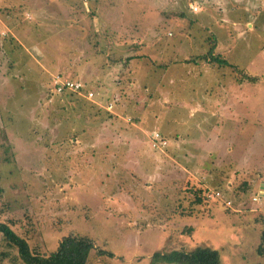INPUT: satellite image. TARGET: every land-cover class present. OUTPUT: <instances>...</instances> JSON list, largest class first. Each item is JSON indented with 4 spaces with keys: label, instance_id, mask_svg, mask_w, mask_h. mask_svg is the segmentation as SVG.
Segmentation results:
<instances>
[{
    "label": "rangeland",
    "instance_id": "1",
    "mask_svg": "<svg viewBox=\"0 0 264 264\" xmlns=\"http://www.w3.org/2000/svg\"><path fill=\"white\" fill-rule=\"evenodd\" d=\"M0 223L88 264H264V0H0Z\"/></svg>",
    "mask_w": 264,
    "mask_h": 264
},
{
    "label": "trees",
    "instance_id": "2",
    "mask_svg": "<svg viewBox=\"0 0 264 264\" xmlns=\"http://www.w3.org/2000/svg\"><path fill=\"white\" fill-rule=\"evenodd\" d=\"M211 61L226 66L225 60L211 56ZM250 83H255L256 78L247 77ZM65 93V92H64ZM198 201H200L198 199ZM0 235L8 247L17 250L19 259L23 264H88L92 251H95L92 239L77 234H67L59 240L56 249L47 254H41L38 249H30L25 238L16 234L9 225L0 223ZM263 236V235H262ZM263 246V245H262ZM258 249V254L264 255V249ZM264 247V246H263ZM111 255V254H109ZM220 264V253L207 246H198L191 250H173L170 252H154L149 264Z\"/></svg>",
    "mask_w": 264,
    "mask_h": 264
},
{
    "label": "built area",
    "instance_id": "3",
    "mask_svg": "<svg viewBox=\"0 0 264 264\" xmlns=\"http://www.w3.org/2000/svg\"><path fill=\"white\" fill-rule=\"evenodd\" d=\"M194 11L196 10V8L193 9ZM80 84L79 83H75V82H71V81H60V80H55L54 81V88L55 91L57 93H61V92H80ZM81 94V92H80ZM88 96H92L91 93H88ZM161 139H157V141H159ZM164 143V142H163ZM226 205H229V203H226Z\"/></svg>",
    "mask_w": 264,
    "mask_h": 264
}]
</instances>
